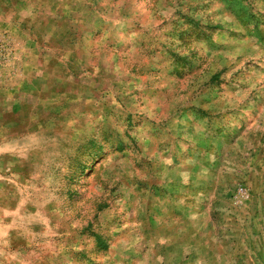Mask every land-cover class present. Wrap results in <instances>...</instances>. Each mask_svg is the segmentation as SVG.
<instances>
[{"label": "rangeland", "instance_id": "obj_1", "mask_svg": "<svg viewBox=\"0 0 264 264\" xmlns=\"http://www.w3.org/2000/svg\"><path fill=\"white\" fill-rule=\"evenodd\" d=\"M0 264H264V0H0Z\"/></svg>", "mask_w": 264, "mask_h": 264}]
</instances>
